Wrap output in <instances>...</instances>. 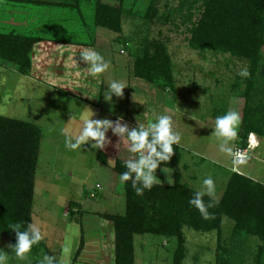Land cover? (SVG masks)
<instances>
[{"label":"rangeland","instance_id":"374dc122","mask_svg":"<svg viewBox=\"0 0 264 264\" xmlns=\"http://www.w3.org/2000/svg\"><path fill=\"white\" fill-rule=\"evenodd\" d=\"M203 1L0 0V36L33 39L30 47L16 46L11 40L0 44V117L28 122L40 130L29 223L40 227L44 236L28 261L13 255L9 264H39L43 248L61 264L65 249L70 264H83L81 252L96 251L87 246L89 241L102 249L111 245L113 250V225L106 215L124 214L125 195L110 159L127 160L136 154L128 152V142L119 141L111 130L107 133L111 142L103 150H92L90 144L82 150L67 148L62 129L80 127L79 121H70L72 109L79 112L86 106L94 112L93 119L115 121L123 116L129 127L136 122L146 126L160 115H173L183 133L182 158L191 165L184 177L181 173L182 182L198 189L202 176H212L218 202L235 172L233 160L220 153V141L211 135L212 128L217 115L238 110L242 125L235 146H243L244 132L249 131L255 133L259 147L250 151L246 164L236 167L237 173L247 176L249 172V178L264 184V44L251 80L239 75L244 68L251 73L249 61L230 53L192 48L190 29L201 16ZM116 13L119 29L103 26L105 18ZM156 45L162 49L163 55L157 59L163 61L165 74L152 73V80L135 76L134 63L143 56L139 50L147 49L151 56ZM87 48L110 61L106 72L90 74L80 56ZM23 54L28 60L26 67H21ZM111 79L128 86L122 98L113 94L108 102L103 96ZM100 153L105 162L99 159ZM198 162H203L204 170L200 164L198 171L192 165ZM167 174L172 173L169 170ZM163 181L167 183V178ZM70 202L76 205L70 207ZM220 228L219 232L182 228V262L258 264L255 257L261 242L256 237L235 231L234 222L225 217ZM13 238L12 233H0V248L9 254L7 246L13 244ZM133 238L134 264H172L175 238L154 234ZM259 253V264H264V246Z\"/></svg>","mask_w":264,"mask_h":264},{"label":"trees","instance_id":"16d2710c","mask_svg":"<svg viewBox=\"0 0 264 264\" xmlns=\"http://www.w3.org/2000/svg\"><path fill=\"white\" fill-rule=\"evenodd\" d=\"M202 5L201 16L190 29L189 45L199 50L210 49L230 53L249 61L252 63L251 80L261 59L260 51L264 44V0H204ZM118 23L116 13L107 16L103 26L116 27L118 30ZM7 40H11L16 46L21 43L28 47L33 41L31 38L13 34L0 36L1 45L4 46ZM161 50L159 51L156 45L151 56L147 49L139 50L143 56L137 58L134 63V75L146 80H152V73L155 75L160 72L164 75L166 70L162 66L163 61L157 59L163 55ZM24 55L22 59L20 58L21 67L28 64ZM7 56L10 57L11 54ZM248 133L249 131L244 132L245 143L241 148L247 147L250 135ZM39 142L40 130L34 124L0 117V233L3 235L12 233L13 244L15 233L8 229V225L23 221L26 227L30 221ZM253 150H248V156ZM98 157L105 162L103 154L100 153ZM180 158V148L176 147L167 165L161 164L172 170V185L156 184L150 191L146 190L143 196H138L130 180L123 182L124 214L106 215L113 225L112 264H134L133 237L139 234L175 238L177 247L172 264H184L182 228L187 227L200 232L212 230L219 232L223 217L234 222L235 231L239 230L241 233L256 237L261 242L255 257L259 264L261 261L259 251L264 246V184L234 171L220 201L209 209L214 218L205 220L198 209L188 203L194 188L181 180ZM124 161L115 162V171L119 176L126 171ZM209 199L207 196L204 197L205 202ZM69 205L74 207L76 203L70 202ZM42 246L44 247L43 243ZM223 257L224 254L220 256V262ZM226 261L223 264H226Z\"/></svg>","mask_w":264,"mask_h":264},{"label":"clouds","instance_id":"9594fccd","mask_svg":"<svg viewBox=\"0 0 264 264\" xmlns=\"http://www.w3.org/2000/svg\"><path fill=\"white\" fill-rule=\"evenodd\" d=\"M81 58L87 62V70L92 75H98L107 71L110 61L104 55L93 49L87 48L80 53ZM242 77H249L251 73L247 68L240 71ZM128 86L124 81L111 79L108 84V91L104 99L112 102L113 94L117 98L123 97V89ZM73 104V103H72ZM75 104V103H74ZM80 109V108H79ZM113 109H110V112ZM94 112L88 107L80 109L79 112L72 109L70 121H79L78 129H62L66 135L65 146L71 150H82L85 144H90L92 150H103L111 142L107 136L109 130L119 137V141L128 142V152L136 154L135 158L124 161L126 171L120 174L122 182L131 181L132 188L136 195L143 196L145 191H150L154 185L161 184V180L156 176V170L161 165H167L174 155V149L181 145L183 133L178 130L173 115H160L156 120H149L147 126L136 124L129 127L124 122L123 116H117L113 121L108 118L93 119ZM242 117L238 110H228L215 117L213 132L219 141V151L231 158L237 165L247 163L249 159L247 152L236 148V142L240 139ZM251 147L258 146L255 133H250ZM92 152V151H91ZM112 166H115V159H110ZM166 167V166H165ZM165 167L161 169L164 171ZM167 183L172 184L170 175L167 176ZM210 199L205 202L204 197ZM188 203L194 206L205 219H213L214 214L209 209L218 204L217 187L212 176H205L198 189L193 190L192 197ZM8 229L15 233V243L7 247L11 253L5 252L0 248V264H9L13 258L20 261H28L34 246L38 245L43 239L42 230L34 223L16 221L8 225ZM68 250L65 249L63 264H70L67 256ZM61 264L53 255L44 254L39 264ZM186 264H190L186 261Z\"/></svg>","mask_w":264,"mask_h":264},{"label":"crops","instance_id":"0c3cea01","mask_svg":"<svg viewBox=\"0 0 264 264\" xmlns=\"http://www.w3.org/2000/svg\"><path fill=\"white\" fill-rule=\"evenodd\" d=\"M165 106V108L166 109H168V110H170L171 109V106L169 105V104H165L164 105ZM144 111V110H143ZM143 113V112H142ZM141 113V114H142ZM151 114V113H150ZM149 115V114H148ZM152 117V116H151ZM147 122V121H146ZM136 123H138V122H136ZM134 124V123H133ZM147 126V125H146ZM256 140H257V138H256ZM259 147V145L258 146H256L255 148H254V150H253V152H255V150L257 149ZM179 148H180V151H181V158H180V164H182V166L180 167V169L182 170V177H184L183 175L185 174V173H183V172H186L188 169H189V167L191 166L190 165V163H188V161H185V160H183V158H182V150H183V148L184 147H182L181 145L179 146ZM190 152V151H189ZM134 156H136V155H134ZM133 158H135V157H133ZM201 159H205V158H202L201 157ZM206 160V159H205ZM212 161V160H211ZM213 162V161H212ZM202 163L203 162H198V164L196 165V163H194V164H192L193 166H197V171L199 170V164H200V167L202 166ZM232 164V163H231ZM232 166V165H231ZM240 166H242V165H240ZM240 166H237V168H239ZM163 168V166H159L158 168H157V170H156V176L161 180V182H164L163 180H164V178H167V176L169 175V174H167L168 172H169V170L171 171V173L173 174V172H172V170L171 169H169V168H166L165 167V169H164V171H165V173L163 172V171H161V169ZM202 168V167H201ZM203 170L205 169V167H203L202 168ZM201 170V169H200ZM172 174H170V175H172ZM172 177H173V175H172ZM247 177H249V172H247ZM187 178H189L188 176H187ZM189 179H194V178H189ZM202 179H203V176H202ZM173 180V179H172ZM161 184H168V183H161ZM33 202H34V197H33ZM81 207V206H80ZM33 216V215H32ZM43 242V241H42ZM87 246H89V245H91L90 247L91 248H95V250L96 251H94V250H92V249H90V250H88V251H82L81 253H83V258H81V260H83V264H112V257H113V252H111V249H110V246L111 245H109L107 248H104V249H102L101 248V246L99 247H96L95 246V243L94 242H87ZM46 246V245H45ZM105 246V245H104ZM41 253H43V254H47V252H46V249L45 248H43L42 250H41V252H40V254ZM81 253H79V255H76L77 257H79L80 255H81ZM105 254H106V256H105ZM76 258V257H75Z\"/></svg>","mask_w":264,"mask_h":264},{"label":"built area","instance_id":"2783aa9c","mask_svg":"<svg viewBox=\"0 0 264 264\" xmlns=\"http://www.w3.org/2000/svg\"><path fill=\"white\" fill-rule=\"evenodd\" d=\"M248 137H249V139H247V147H245V148H240V147L237 148V147H236L238 150H239V149H243V150H245V151L247 152V155H248V150H251V149L253 148V147H251V139H250L251 137H250V135H249ZM254 148H255V147H254ZM254 148H253V149H254ZM232 163H233L234 171L238 172L237 169H236V167H237V166H240V165L235 164L233 161H232Z\"/></svg>","mask_w":264,"mask_h":264}]
</instances>
